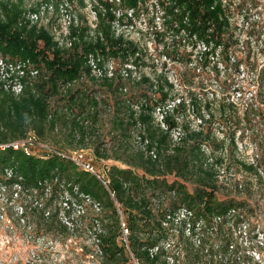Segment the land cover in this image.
<instances>
[{
    "label": "trees",
    "instance_id": "obj_1",
    "mask_svg": "<svg viewBox=\"0 0 264 264\" xmlns=\"http://www.w3.org/2000/svg\"><path fill=\"white\" fill-rule=\"evenodd\" d=\"M143 2L146 0H120L123 6L132 10ZM2 10L0 57L11 61L30 60L40 68V76L25 85L19 95L5 90L0 81V145L19 141L30 129L42 139L54 128L58 115L55 119L48 118L52 112L51 101L64 93L70 94L77 83L92 74L88 63L90 55L101 58L99 66L102 68V57H119L125 65H130V57L138 52L133 42L125 40L123 35H116L113 25L117 17L110 10L97 14L98 35L93 41L82 40L81 31L72 28L71 37L79 38L83 45L74 40V50L69 54L50 31L38 28L26 19L21 4L3 3ZM169 13L173 22L186 34L203 42L206 50L220 46L228 50L232 25L222 0H172ZM127 70L129 76L132 69ZM261 72L264 74V67ZM115 79L116 75L103 81L118 92ZM145 82L154 93L139 95L138 101L121 96L119 109L112 119V154L104 158L127 165L126 168H109L114 197L95 176L80 170L73 160L57 152L28 155L13 146L0 148V195L7 189L43 195L46 198L42 201L45 229H67L60 211L56 214L48 211L53 194L59 195L68 210L66 217L70 221L67 222L78 221L83 230L95 234L103 264H135L128 253H133L139 264H182L183 258L190 264H234L228 256H238V253L229 252L234 250L236 228L246 218L241 212L248 205L245 200L220 199L217 194L221 186L233 187L235 184L238 188L242 185L240 181H233L235 174L229 167L222 170L224 155L212 152L209 155L206 151L208 144L215 145L217 150L221 148L212 133L204 128L191 129L188 121L176 116V111L186 110L191 102L187 104L186 99H179L175 107L166 110V102L173 98V84L167 83L170 89L166 90L161 80L147 79ZM69 83L74 84L68 87ZM251 83L258 85L257 94L261 96L264 75L255 77L254 74ZM84 92L77 90V94L70 95L69 101L84 103L94 114L93 104L97 101L93 97H84ZM214 105L207 99L204 102L196 99L192 104L201 123L213 120ZM230 105L236 107L234 102ZM226 106L224 103L223 108ZM158 109L162 111L160 122L155 117ZM62 120L72 123L69 134L80 137V147L84 146L87 134L94 132L89 118L81 122L64 113ZM85 121L90 124L91 133L86 130ZM135 128L140 132L141 148L131 145ZM176 130H179V141L174 137ZM246 170L262 180L257 166H246ZM50 193L53 194L49 196ZM89 209H92L91 214H88ZM75 210L79 216L72 217ZM120 211L126 216V222L121 221ZM123 224L129 232L127 246L119 240L124 232ZM263 249L259 248L260 251ZM213 258L219 260L214 262ZM247 263L252 261L247 260Z\"/></svg>",
    "mask_w": 264,
    "mask_h": 264
},
{
    "label": "rangeland",
    "instance_id": "obj_2",
    "mask_svg": "<svg viewBox=\"0 0 264 264\" xmlns=\"http://www.w3.org/2000/svg\"><path fill=\"white\" fill-rule=\"evenodd\" d=\"M222 1L232 25L228 50H223L221 46L206 50L203 42L181 30L169 13L172 0H146L136 10H129L116 0H0V18L4 14L3 3L21 4L29 21L28 13L51 3L54 10L49 14V21L31 23L55 35V41L69 54L74 47L65 44V36L61 31V5L69 11L74 21L73 27L81 31L80 37L84 41L97 38V14H105L107 10L116 14L118 20L113 25L116 35H123L125 40L133 42L138 49L137 54L130 57V65H125L119 57L101 56L104 61L103 69L113 67L116 73L114 84L119 86V91L110 89L103 79L96 78L93 74L85 76L70 94L64 93L65 97L63 94L52 99V112L48 118L55 119V115L59 116H56L55 127L49 129L42 139H39L35 130L30 129L27 136L19 140L20 143L26 144L29 151H38L39 155L57 152L64 157H72L79 163H87L111 181L109 168L127 167L113 158H104L105 155L112 154L114 135L110 131L113 127L112 119L119 109L118 99L122 96V99L134 98L138 101L139 95L150 96L154 92L145 82L147 79L161 80L166 90L170 89L167 83H172L173 98L166 102L167 107L164 109L175 107L179 99H186L187 104L191 102L186 110L176 111V116L182 121H188L191 129L204 128L212 133L221 148L217 150L215 145L208 144L206 151L209 155L211 152L224 155L222 170L229 167L235 174L233 181H240L242 185L238 188L237 185L234 187L235 184L233 187L221 186L217 194L220 199L236 197L245 200L248 205L241 213L249 220L245 218L237 226L234 250L229 252L238 253V256L228 257L233 259L234 264H248L247 260H251V264H264V249L259 250L264 247V93L258 95V85L251 83L254 74L255 77L258 74L264 75L261 72L264 67V0ZM75 41L83 45L79 38ZM129 68L132 71L127 76ZM27 84L29 83L25 85ZM77 90H84V97L95 98L97 104H93L94 114L84 103L73 104L69 101L70 95L77 94ZM174 97L178 99L174 101ZM196 99L199 102L207 99L215 103L212 106V121L201 123L197 118L199 113L192 106ZM231 102L236 103V107H232ZM220 103L222 106H219ZM224 103L227 105L225 109ZM64 113L81 122L85 118L91 120L94 132L90 130L88 121H85V125L93 136L87 134L84 146L80 147V137L69 134L73 125L62 120ZM155 117L160 122V109L156 111ZM132 133L131 145L141 148L139 129L135 128ZM178 136L179 130H176L174 137L177 141ZM250 165L258 167L262 180L246 170V166ZM0 197V264H103L95 234L83 230L78 226V221L72 219L73 223L67 222L68 210L59 195L55 197L53 194L48 211L52 214L60 211L59 215L64 219L67 229H45L42 201L46 198L43 195L7 189L1 191ZM79 208L81 207L76 209ZM91 210H88V214H91ZM108 214L106 212V216ZM77 216L79 213L75 210L72 217ZM120 216L121 221L126 222L122 211ZM128 235L129 232L124 230L119 237L120 242L126 246ZM127 251L130 252L128 247ZM128 254L135 264H139L133 253ZM213 259L214 262L219 260ZM180 261L182 264H190L184 258Z\"/></svg>",
    "mask_w": 264,
    "mask_h": 264
},
{
    "label": "built area",
    "instance_id": "obj_3",
    "mask_svg": "<svg viewBox=\"0 0 264 264\" xmlns=\"http://www.w3.org/2000/svg\"><path fill=\"white\" fill-rule=\"evenodd\" d=\"M119 1L120 0H116ZM68 5V4H67ZM54 10V7L51 3H46V5H41L39 10L33 13H28L27 17L30 18L32 22H44L49 21V14H51ZM132 10V9H129ZM61 15V28L62 33L65 36V44L68 47H72L74 44V40L71 37V30L74 25V21L72 16L69 14V11L65 9L64 5H61L60 10ZM116 15V14H115ZM98 18V17H97ZM118 19H116L117 21ZM115 21V22H116ZM114 22V23H115ZM55 38V35H53ZM100 57L95 58L94 55H90L88 58V63L91 69L92 74L96 78L104 79V78H112L115 75L113 67L110 69H103L104 67L99 66ZM40 76V68H38L32 61H11L9 59H5L0 57V81L3 83V87L5 90L10 91L16 95H19L23 92L26 83H31L35 81ZM76 83V81L74 82ZM74 83H69L68 86H72ZM13 146L16 150L22 149L28 155L31 154H39L38 151H29L28 146L24 143H20V141H16L6 145H0V148L4 149L6 147ZM154 154V152H151ZM61 155V154H60ZM64 156V155H63ZM76 163V165L83 171L92 173L110 192L112 196L114 193L111 191L110 185L111 181L106 178V176L98 173L87 163H79L77 160L72 157L65 156ZM80 165V166H79ZM66 206V204L64 203ZM79 212H83L81 208L78 209ZM123 228L125 231L128 230L125 228V224H123ZM127 239V238H126Z\"/></svg>",
    "mask_w": 264,
    "mask_h": 264
}]
</instances>
